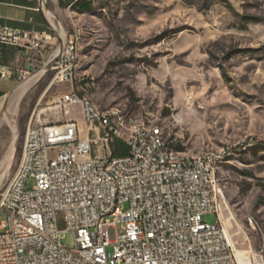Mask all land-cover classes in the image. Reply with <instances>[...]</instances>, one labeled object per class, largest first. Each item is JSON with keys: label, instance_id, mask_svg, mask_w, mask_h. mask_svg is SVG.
<instances>
[{"label": "rangeland", "instance_id": "rangeland-1", "mask_svg": "<svg viewBox=\"0 0 264 264\" xmlns=\"http://www.w3.org/2000/svg\"><path fill=\"white\" fill-rule=\"evenodd\" d=\"M46 11L64 35L82 28L78 70L94 78L98 106L158 120L188 154L230 147L218 170L225 225L241 262L264 263V0H47ZM40 76L20 101L8 99V115L0 113V200L30 121L61 117L54 100L69 83L54 81L55 70ZM63 117L82 120L80 107ZM112 146L116 156L130 151L122 139ZM204 219L218 221L214 213ZM61 240L76 247L74 232Z\"/></svg>", "mask_w": 264, "mask_h": 264}, {"label": "built area", "instance_id": "built-area-1", "mask_svg": "<svg viewBox=\"0 0 264 264\" xmlns=\"http://www.w3.org/2000/svg\"><path fill=\"white\" fill-rule=\"evenodd\" d=\"M0 44L32 54L54 47L44 70H55L54 81L70 85L54 100L57 122L38 114L27 126L19 167L0 200V214H7L0 223V264H241L226 236L212 176V164L230 149L184 159L172 146L178 136L161 141L158 132L128 129V123L117 128L120 120L111 112L110 119L101 118L100 110H110L89 108L72 87L75 33L64 35L60 23L51 21L45 31L0 24ZM29 74L21 70L19 80ZM10 76L0 70V77ZM76 106L82 120L64 119ZM117 139L128 143L127 155H115ZM208 213L217 223L205 221ZM67 231L76 234L74 248L61 240Z\"/></svg>", "mask_w": 264, "mask_h": 264}, {"label": "crops", "instance_id": "crops-1", "mask_svg": "<svg viewBox=\"0 0 264 264\" xmlns=\"http://www.w3.org/2000/svg\"><path fill=\"white\" fill-rule=\"evenodd\" d=\"M41 1L0 0V24L29 31L49 30L51 19L46 7H41ZM82 1L84 0H61V3L68 6H76L77 2ZM53 48L46 49L41 54L37 52L32 54L26 49L0 44V70H6L11 75L9 78L0 77V113L5 111L8 115L13 110L8 99L16 96L19 100L21 95H23V98L28 90L38 83L41 77L39 73H43V70L38 71V69H44V64ZM21 70H30L29 76L24 81L19 80ZM25 83L28 85H25ZM14 150L15 148L13 152ZM12 154L10 160L7 158L5 168L11 164Z\"/></svg>", "mask_w": 264, "mask_h": 264}, {"label": "bare ground", "instance_id": "bare-ground-1", "mask_svg": "<svg viewBox=\"0 0 264 264\" xmlns=\"http://www.w3.org/2000/svg\"><path fill=\"white\" fill-rule=\"evenodd\" d=\"M48 15H49L52 23H54V21H53V13L51 11H48ZM72 33H75V39H76V47H74V49H73V58H72V64H71V83H72V87L76 88V90L78 92H80V94L83 97V100H87V106H89V108L104 109V108H101L100 106H98L94 102V100L92 98V92L95 89V80H94V78H93V81H84L85 76H82L80 74L79 70H78L79 43H80L81 36H82V28H80L78 26H75ZM42 70H43V73H44L45 70L44 69H42ZM39 74H41V73H39ZM27 83H25V85ZM22 96L23 95L20 96L18 101L21 100ZM108 110H110V111L100 110V117L103 118V119H110V112L113 113L120 120V121H117V128H124V123H128V129H144V131H147V132H158V136H159V139H161V141H168V139H169L168 138V134L165 131L164 126L162 124H160L159 121L158 122H154V119L151 118V117H148V116H146V117L134 116L135 120L134 121H130V116L128 114H126L121 108L113 107V108H110ZM16 131H17L16 127H14L15 135H16ZM174 136H178V135H174ZM15 143H16V136H14L12 148L10 150V153H9L8 157H7L8 160H10V156H11V154L13 152V149L15 148L14 147ZM225 148L226 149H230V147H225ZM229 152H230V150L224 152L223 159L221 161H218L216 164H212V176H216L218 187H219V181H220L219 177H218L219 166H220V163L225 159L226 154H228ZM214 156H220V149L207 150V151L205 150V151L199 152L197 154H188V153H186L184 151H181V158H184V159L200 160V158L214 157ZM7 168H8V166H7ZM223 212H224V208H222L221 216H222V219H224L223 223H224V227H225L226 236L229 239L230 243L233 245V243L231 242V240L229 238L230 237L229 236V228H228L227 225H225L226 224V219L224 217L226 216V214L223 213ZM239 261H240L241 264L245 263V262L244 263L241 262V261H243L242 259L241 260L239 259Z\"/></svg>", "mask_w": 264, "mask_h": 264}, {"label": "trees", "instance_id": "trees-1", "mask_svg": "<svg viewBox=\"0 0 264 264\" xmlns=\"http://www.w3.org/2000/svg\"><path fill=\"white\" fill-rule=\"evenodd\" d=\"M83 2V1H82ZM82 2H77V4H75V5H79L80 3H82ZM86 5V4H85ZM115 155H116V152H115Z\"/></svg>", "mask_w": 264, "mask_h": 264}]
</instances>
